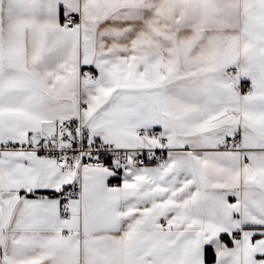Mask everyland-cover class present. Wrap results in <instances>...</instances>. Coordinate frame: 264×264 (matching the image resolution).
Segmentation results:
<instances>
[{
  "label": "snow or ice",
  "instance_id": "6c2138e0",
  "mask_svg": "<svg viewBox=\"0 0 264 264\" xmlns=\"http://www.w3.org/2000/svg\"><path fill=\"white\" fill-rule=\"evenodd\" d=\"M0 264H264V0H0Z\"/></svg>",
  "mask_w": 264,
  "mask_h": 264
}]
</instances>
